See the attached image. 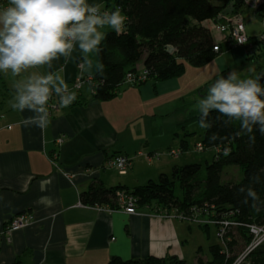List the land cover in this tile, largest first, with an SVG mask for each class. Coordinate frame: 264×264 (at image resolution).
<instances>
[{
  "label": "crops",
  "instance_id": "1",
  "mask_svg": "<svg viewBox=\"0 0 264 264\" xmlns=\"http://www.w3.org/2000/svg\"><path fill=\"white\" fill-rule=\"evenodd\" d=\"M213 1L226 8L234 3ZM88 2L103 7L106 0ZM247 8L237 17L243 19ZM224 20L212 27L216 47L223 50L210 63L164 82L122 85L119 94L106 101L92 98L90 81L97 72L96 52L90 57L94 61L91 70L77 49L67 62L61 57L53 60L51 67L29 69L20 77L0 73V264H107L114 256L131 259L150 255L188 261L186 234L193 233V224L175 213H171L174 219L157 217L149 208L133 213L87 206L81 202V193L94 181L109 187L145 185L190 162L188 154L195 150L186 137L195 133L188 130L195 125L189 120L199 110L194 111L186 102L184 90L187 96L196 89L193 93H199L200 87L214 78L226 77L232 71V61L244 67L243 77L257 75L248 69L264 58V48L235 46L229 34L218 28ZM246 33L251 36L247 29ZM251 49L255 51L252 54ZM32 72L58 73L67 84L82 76L85 82L80 92L86 102L75 100L69 107L49 109L50 123L39 127L38 120H27L36 113L11 107L15 80ZM206 94L207 90L200 97ZM162 117L169 120L168 132L159 123ZM116 154L132 159L125 174L108 165ZM24 212L32 214V222L8 237V223ZM201 250L199 247L197 252Z\"/></svg>",
  "mask_w": 264,
  "mask_h": 264
},
{
  "label": "trees",
  "instance_id": "2",
  "mask_svg": "<svg viewBox=\"0 0 264 264\" xmlns=\"http://www.w3.org/2000/svg\"><path fill=\"white\" fill-rule=\"evenodd\" d=\"M7 2L0 0V4ZM233 2L234 12L245 8L243 0ZM107 7L109 11L117 8L122 11L126 16L125 28L120 34L111 28L105 32L96 52L103 71H97L90 81L93 99H113L122 85H134L127 80L128 73H138L139 69L146 72L139 86L148 81L164 82L182 76L187 64L202 67L210 63L223 50L220 46L216 49L211 23L223 22L226 6L213 0H106L102 9ZM256 13L264 16V5ZM249 37L251 47L256 48L259 43L258 48H264L261 41ZM76 94L78 103L86 102L80 91ZM201 119L207 125L202 127L201 150H214L211 160H206L204 172L203 165L195 161L176 166L171 174H161L157 180L135 187H109L94 181L81 193V202L118 209L123 206V195L132 198L135 207L160 206L189 224L209 218L220 228L222 240L209 246V259L198 256L196 264H264V242L252 247L255 236L251 231L252 226L264 228V134L259 125L249 132L241 128L240 121H229L215 110L207 117L199 111L188 122L200 125ZM187 143L182 141V145ZM228 165L239 166L242 178L225 180L224 169ZM178 185L180 194L176 193ZM107 264L188 262L171 255L131 259L114 256Z\"/></svg>",
  "mask_w": 264,
  "mask_h": 264
},
{
  "label": "clouds",
  "instance_id": "3",
  "mask_svg": "<svg viewBox=\"0 0 264 264\" xmlns=\"http://www.w3.org/2000/svg\"><path fill=\"white\" fill-rule=\"evenodd\" d=\"M125 21L119 8L105 10L88 0H8L7 6L0 8V73L20 77L29 69L51 67L52 61L61 57L67 62L77 49L82 62L91 70V54L99 51L105 38L102 30L107 27L120 34ZM96 70L102 72L103 65L97 64ZM248 71L256 72L255 68ZM262 77L264 74L243 77L232 70L226 77L215 79L197 107L204 117L215 110L229 121H240L241 128L249 132L259 125L264 134ZM13 87L16 91L11 107L36 113L27 120H38L41 128L50 123L48 105L53 96L59 98L61 107H69L77 97L58 73L32 72L15 80ZM200 126L207 127L202 119Z\"/></svg>",
  "mask_w": 264,
  "mask_h": 264
},
{
  "label": "rangeland",
  "instance_id": "4",
  "mask_svg": "<svg viewBox=\"0 0 264 264\" xmlns=\"http://www.w3.org/2000/svg\"><path fill=\"white\" fill-rule=\"evenodd\" d=\"M245 7H248V6L245 5ZM108 9L109 8L107 7L106 10H108ZM248 9L249 8L245 9V15H244L242 20L244 22V25H245L248 33L251 35V37H254V40H257L258 37H260L261 35H264V16H261L259 14H255V13H253L254 12L253 10H251V9L248 10ZM228 16H231L229 18V20H231L232 17L237 19L238 14H237V12H234V10H233L232 14H230ZM224 23L228 24V19L224 20ZM214 24H216V23H213L212 27H214ZM227 31H229V30L227 29L226 32ZM260 43H263L262 45H264V39H261ZM258 45H260V44L256 43V47H258ZM251 46H252L251 43L245 45V47H249V48H251ZM251 50H252L251 54L255 52L253 49H251ZM231 63H233V65L231 64L232 70H236L239 73H241L242 70L244 69V67L235 64L233 61ZM236 63H237V61H236ZM218 67L220 69V66H218ZM195 68L196 67H193L190 64H187L186 70H187V72H189V71L193 72ZM255 70H256L257 74H260L259 70H257L256 67H255ZM217 74H221V71ZM214 80H215V78H214ZM214 80H212L210 83L205 84L201 87L199 85L198 87L201 88L199 93H193L194 91L197 90L196 89L194 91H189L188 96H187V92L185 91L187 89L184 90L183 95L186 97L185 100H186V102L190 103V106H192V107L194 106V111L199 110L197 107V104H198L199 99L202 98V97H200L201 93L203 94L211 86V84L214 82ZM73 83H70L67 85L72 86ZM148 83H154V82L148 81ZM173 83H174L173 85L176 84L175 82H173ZM135 85H139L138 82L132 86H135ZM80 90H78V91H80ZM48 110H49V108H48ZM178 113L182 114L181 111H178ZM161 120L162 121H159V123L160 124L162 123L163 127H164L163 128L164 131L168 132L170 130V128L168 126V121H169L168 118L162 117ZM202 129L203 128L198 124V122H196L195 125H192L188 128V130H190L191 132H193V131L195 132L194 134H191V135L186 137L192 143L191 144L192 149L195 150V153L191 152L190 154H188V158L186 160H188L190 162H195V161L200 162L203 165L202 172H204L206 160H211V158L213 157V154H214V150L210 149V150H207L205 152H203L201 150V145H200L199 140H201L202 135H203ZM182 132H183V130H182ZM196 142H197V145L195 146ZM130 165L128 166V169H129ZM224 173H225V176H224L225 180H227V179L228 180L229 179L230 180H236V179L239 180L243 176L242 170L237 165L226 166L224 169ZM176 193L177 194L181 193V189H180L179 185L177 187ZM122 207L120 206V208H118V209L125 210ZM146 208L148 209V207H146ZM149 209L151 210L150 211L151 214L155 215L157 217H159V216L164 217L165 216V217H169V218H173V219L175 217L171 214L172 212H168L166 208H163L160 206H155L154 208H149ZM133 210H134L133 213H136L142 209L134 206ZM140 213H141V211H140ZM179 219H182V218L179 217ZM184 222L188 223L187 221H184ZM204 225H205V227L207 226L206 228L204 227L205 230L203 228ZM191 226L193 227V233H190L187 231V234H186V235H188L189 242H190V244L187 248V257L189 258L187 262H188V264H196L197 258H198L197 256H202V257L204 256L205 258H208V259L211 257L210 252H209V247H208L209 244L219 242L220 238L222 240V237L220 235L221 234L220 228L217 227L216 224L213 221H211L209 218H206V217L200 218L199 221L194 222L193 225H191ZM258 237H259V239L264 238V230L258 235ZM263 242H264V240H263ZM222 243H223V241H222ZM199 247L202 248L200 253H199V251L197 252V249ZM195 255H197V256H195ZM150 256H153V255H150ZM154 257H158V256H154ZM178 258H180V257H178ZM180 259H182V258H180ZM241 259H243V257Z\"/></svg>",
  "mask_w": 264,
  "mask_h": 264
},
{
  "label": "built area",
  "instance_id": "5",
  "mask_svg": "<svg viewBox=\"0 0 264 264\" xmlns=\"http://www.w3.org/2000/svg\"><path fill=\"white\" fill-rule=\"evenodd\" d=\"M243 1H244L245 5H247L249 8H251L255 11L259 7L264 5V0H243ZM5 6H7V3H4V4L1 3L0 4V8L5 7ZM229 18L230 17L228 16L227 17L228 24L221 25L218 28L222 31H226L227 29L229 30V31H227V33L229 34V37H230L231 41L233 42V44H235L237 46H245V45L251 43V45H252L253 42H251L250 37L246 33V28H245V25H244L242 18L237 17V19L232 18L231 20H229ZM261 39H264V35H261L260 37L257 38L258 41H261ZM240 40H243L244 43H239ZM216 49L219 50L218 47H216ZM145 78H146V72L142 71L141 69H139L138 73H135V74L128 73L127 74V80L131 81L132 83L140 82V81L144 80ZM84 82H85V79L82 76H80L72 84V86H68V88L70 91L78 92V90H80L81 87L83 86ZM0 90H1V83H0ZM59 107H60L59 98L56 96H53L51 101L49 102L48 108L50 110H53V109H58ZM49 114H51V112H49ZM61 141H62V139H60V142ZM131 162H132V159L130 156L124 155V154H116V155H113L112 157H110V159L108 160V165H109V167L116 169L119 173L125 174L128 170V166L131 164ZM121 199H122V202H124L122 208L128 212H134V210H133L134 204L132 202V198L126 199L122 195ZM32 220H33L32 214L27 213V212L20 213V214L16 215L12 219V221L8 223V226L6 228V234L8 235V237H10V234L13 231H17L23 227L28 226L32 222ZM263 230H264L263 227H256V226L251 227V231L255 236L254 241L252 243V247H255V246H257L263 242L264 238L259 239V237H258V235Z\"/></svg>",
  "mask_w": 264,
  "mask_h": 264
},
{
  "label": "water",
  "instance_id": "6",
  "mask_svg": "<svg viewBox=\"0 0 264 264\" xmlns=\"http://www.w3.org/2000/svg\"><path fill=\"white\" fill-rule=\"evenodd\" d=\"M234 10L233 5H231L229 8H226L223 13H222V18H225L226 16L232 14ZM170 52H173V48L170 47L169 48ZM255 67L259 70L260 74H264V58L259 59L256 63H255Z\"/></svg>",
  "mask_w": 264,
  "mask_h": 264
}]
</instances>
